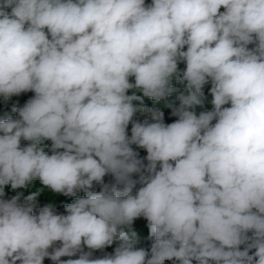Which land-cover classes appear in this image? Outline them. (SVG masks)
<instances>
[{
	"label": "clouds",
	"instance_id": "1",
	"mask_svg": "<svg viewBox=\"0 0 264 264\" xmlns=\"http://www.w3.org/2000/svg\"><path fill=\"white\" fill-rule=\"evenodd\" d=\"M29 91L0 118V189L86 195L0 199V264H264V0H0V96ZM174 93L172 123L139 106Z\"/></svg>",
	"mask_w": 264,
	"mask_h": 264
},
{
	"label": "trees",
	"instance_id": "2",
	"mask_svg": "<svg viewBox=\"0 0 264 264\" xmlns=\"http://www.w3.org/2000/svg\"><path fill=\"white\" fill-rule=\"evenodd\" d=\"M152 2V0H145L146 4H150ZM224 9L222 8L221 11H223ZM249 47H253V45H249ZM186 50V48H185ZM180 70H183L185 68V64L184 63H180L178 65ZM174 86L178 87L180 90H183L186 87V82L183 83H176L175 81H173ZM211 88V83H208L204 86V91H209ZM210 92V91H209ZM129 95L132 94V90L129 91L128 93ZM138 95H142V93H137ZM176 95L177 94H172L171 96L165 98L164 100H161L159 102H155L152 99L145 97L143 99V104H139V102H134L135 104H139L140 107H149V108H159L164 116V123L169 124L174 122L177 118L175 116L172 115V107H169V105L172 106H178L179 101L176 100ZM34 96V93L29 91L26 93H22L18 96H12L10 99L5 100L2 96H0V118H5L7 116H11L13 118H16L17 113L12 112V107L16 106L17 108L19 107H23L24 104ZM210 105L211 101H209ZM230 106V105H225ZM213 107V105H212ZM134 120L136 121H140L143 122L144 120H151V117L149 114L144 113V112H137L134 117ZM128 134L131 135V123L128 126ZM44 145H46L45 147V151L50 153V146H51V141H44ZM133 149L138 153L139 158L143 159L147 156V152L144 149L138 148L137 146L133 145L132 146ZM145 164L147 163V161H144ZM133 178H136L135 176ZM104 182L105 183H109V182H113V177L111 175H106L104 177ZM140 185L137 184L136 188H139ZM41 189H43L41 191ZM94 190L95 191H99L100 190V186L99 185H95L94 186ZM135 190V189H134ZM34 192H39V195L36 198V204L37 207H43L45 205H53V207L56 209V212L58 214H66L65 213V205L72 203L76 198L78 197H83L86 195V193H84L83 191L78 192L75 196H65L62 194H57V193H53L50 189L46 188L45 186H43L40 181L34 180L32 181L27 187L25 188H19V189H15L13 190L11 188V185H6L4 186L2 189H0V199H10L13 196H16L17 194L20 195V203H26V197L31 195ZM35 214V212L33 213ZM132 229L135 231H139L142 230L144 232V238H143V242H141V244L139 245L140 248H144L146 250H150V245H151V239L149 237V229L147 227V221L144 218H138L135 220V222L132 225ZM120 243V241H114L113 244L109 247H106L103 251L100 250H95L93 251V258H99L102 257L105 253H112L113 250L115 249V247ZM59 244V242H57V245ZM51 250V249H50ZM85 251H88L87 248H85ZM77 256L74 257H62V260H67V259H75L78 258ZM17 264H19V262H17ZM43 264H53V262L47 258H45V260L43 261ZM165 264H173V261H165ZM195 264V262H194Z\"/></svg>",
	"mask_w": 264,
	"mask_h": 264
},
{
	"label": "rangeland",
	"instance_id": "3",
	"mask_svg": "<svg viewBox=\"0 0 264 264\" xmlns=\"http://www.w3.org/2000/svg\"><path fill=\"white\" fill-rule=\"evenodd\" d=\"M130 79L134 80V78H130ZM204 93H205L206 99H205V102H204L203 107H199L198 106L195 109V111L197 112V114H199V112H201V111H210V110H212V105H210V103H209V101L212 100V97L210 95V92L209 91H204ZM27 143H28L27 141H23V140L21 141V144L22 145H27ZM136 232H137V234L139 236V243L137 244V247H139V245L141 244V242H143L144 232L142 230H139V231H136Z\"/></svg>",
	"mask_w": 264,
	"mask_h": 264
}]
</instances>
